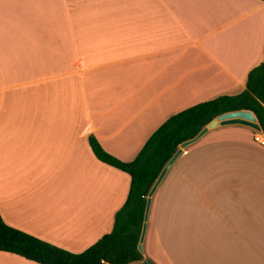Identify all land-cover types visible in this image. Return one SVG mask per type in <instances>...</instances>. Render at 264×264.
I'll use <instances>...</instances> for the list:
<instances>
[{"label":"crops","instance_id":"1","mask_svg":"<svg viewBox=\"0 0 264 264\" xmlns=\"http://www.w3.org/2000/svg\"><path fill=\"white\" fill-rule=\"evenodd\" d=\"M263 60L261 0H0L2 220L86 251L131 183L89 138L131 162L170 117L245 91ZM146 224L154 264H264L262 130L220 125L183 149Z\"/></svg>","mask_w":264,"mask_h":264},{"label":"trees","instance_id":"2","mask_svg":"<svg viewBox=\"0 0 264 264\" xmlns=\"http://www.w3.org/2000/svg\"><path fill=\"white\" fill-rule=\"evenodd\" d=\"M236 111L252 112L264 134V60L249 72L245 91L200 103L170 117L155 131L131 162H123L113 157L94 137L89 138L93 154L99 161L131 178L128 197L115 215L112 231L93 246L79 254L71 253L8 226L0 216V252L14 254L37 264L142 262L145 258L138 250V245L147 199L163 169L183 143L196 138L219 116Z\"/></svg>","mask_w":264,"mask_h":264},{"label":"water","instance_id":"3","mask_svg":"<svg viewBox=\"0 0 264 264\" xmlns=\"http://www.w3.org/2000/svg\"><path fill=\"white\" fill-rule=\"evenodd\" d=\"M233 124L245 125V126L251 127L252 129H254L257 132L261 131V127L258 124L255 115L252 112H250V111H236V112H231V113H227V114L221 115L218 118H216L215 120H213L210 124H208L199 133V135L196 138L183 143L180 146V148L178 149V151L176 152V154L169 161V163L165 166V168L163 169L162 173L160 174L159 178L155 182L153 188L151 189V191H150V193L148 195L147 206H146L145 217H144V224H143V228H142V234H141L140 242H139V245H138V250L141 253H143L142 244H143V241H144L146 227H147L146 223H147L148 214H149L151 197L154 195L155 191L157 190L160 182L162 181V179L165 176V174L168 171V169L174 164V162L182 154L183 149H185L187 146L191 145L192 143H194L195 141L200 139L209 130L215 129V128L219 127L220 125L223 126V125H233ZM142 264H152V263L148 259L145 258L142 261Z\"/></svg>","mask_w":264,"mask_h":264},{"label":"built area","instance_id":"4","mask_svg":"<svg viewBox=\"0 0 264 264\" xmlns=\"http://www.w3.org/2000/svg\"><path fill=\"white\" fill-rule=\"evenodd\" d=\"M255 140H256L257 142H260L261 144L263 143V141L260 140V138H259L258 136L255 137Z\"/></svg>","mask_w":264,"mask_h":264}]
</instances>
